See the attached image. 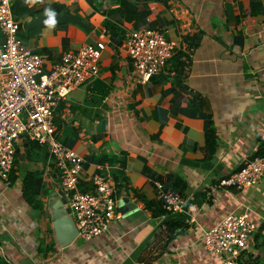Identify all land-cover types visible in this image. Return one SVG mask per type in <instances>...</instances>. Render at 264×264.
<instances>
[{
    "label": "crops",
    "instance_id": "crops-1",
    "mask_svg": "<svg viewBox=\"0 0 264 264\" xmlns=\"http://www.w3.org/2000/svg\"><path fill=\"white\" fill-rule=\"evenodd\" d=\"M20 1L43 13L53 3L64 5L90 27L28 30L34 16L13 15L22 43L45 68L83 44H106L97 74L58 103L54 122L55 137L83 159L80 184L92 186L98 165L111 177L116 215L100 236L59 248L47 206L50 194L62 198L57 169L44 146L20 138L15 179H0V264H219L221 256L206 252L203 233L226 215L243 213L259 229L240 264H264V177L242 190L217 185L264 144V0H129L148 10L139 28L159 30L173 46L146 82L120 39L136 30L137 18L125 10L109 14L120 8L115 0ZM180 52L188 57L185 67ZM103 118L106 131L98 132ZM206 126L216 137L211 147ZM26 172L41 179L33 186L34 204L22 194ZM151 174L184 182L181 213L152 216L145 201L159 197ZM173 223L171 233L165 226Z\"/></svg>",
    "mask_w": 264,
    "mask_h": 264
},
{
    "label": "built area",
    "instance_id": "built-area-1",
    "mask_svg": "<svg viewBox=\"0 0 264 264\" xmlns=\"http://www.w3.org/2000/svg\"><path fill=\"white\" fill-rule=\"evenodd\" d=\"M11 6V0H0V179L9 177L20 138L44 146L57 169L59 192L78 229L77 237L90 241L106 232L116 215L114 184L98 165V172L91 177L93 190L80 191L83 159L55 137L54 112L70 91L97 74L106 44H83L64 52L55 64L45 68L41 56L22 43ZM122 46L142 82L158 74L173 54L172 43L151 27L128 32ZM263 177L264 156H259L221 178L217 185L242 190L256 186ZM155 187L167 212L183 211L180 193L165 190L159 181ZM258 229L247 214H228L204 231L203 246L209 254L221 256L219 264H240Z\"/></svg>",
    "mask_w": 264,
    "mask_h": 264
},
{
    "label": "trees",
    "instance_id": "trees-1",
    "mask_svg": "<svg viewBox=\"0 0 264 264\" xmlns=\"http://www.w3.org/2000/svg\"><path fill=\"white\" fill-rule=\"evenodd\" d=\"M115 1L118 3L120 8L116 9V10H112L108 13L110 14L111 12H119L121 10H125L127 13L131 14L134 18L135 17L137 18V19H135L136 20L135 28L138 29L142 25V21H143L144 17H146L148 15V10L146 8H142V7H139L138 5L133 4L129 0H115ZM11 9H12L13 15L16 17L22 16V15L35 16L38 12H40L39 10H33L31 8H28L20 0H15L12 3ZM48 10H51L53 13L58 14L62 11H67V8L64 5H61L58 3H53L50 5ZM104 24L106 25L107 28H109L110 31L113 32V30H114V32L117 34V31H115V30H117V26L115 24H111L109 21H107V19L104 20ZM115 33H113L112 35L115 36L116 35ZM122 38L124 39V36H121L120 39L122 40ZM120 44H121V42L119 43V45ZM195 45H197V40L194 43L193 47ZM178 55L184 56V63H182V66L185 67L188 63L187 55L183 54L182 52H180ZM207 127L208 126H206L205 131H204L205 144H206V146L211 147L216 143V137H215L213 131L211 129H208ZM26 144H29L31 147L32 146L43 147V146H41V145L37 144L36 142L31 141V140H27L24 143V145H26ZM17 152H18V149L15 150V155L17 154ZM15 155H14V158H15ZM259 156H264V144L263 143L260 144L258 146V148L247 159L252 160L255 157H259ZM246 162L247 161H244L243 163H241L236 168V170L240 169L243 165H245ZM14 163H15V159L13 160V166H12V169H11V172L9 175V177H11L12 181L15 179ZM120 165L124 166L123 160L120 163ZM37 174H38V172H26L24 177H23V180H22V194H23L25 200L28 201L30 204H34L36 202L34 191H33V186L37 181L41 180L37 176ZM150 178H151V181L161 182L163 184L165 190L177 191L178 193H180L183 196V192L185 190V184L179 178L168 177L166 179H163L161 176H154V174H151ZM35 180H37V181H35ZM79 189H80V191L87 192V191L93 190V186L90 187L86 184L83 185V184L79 183ZM61 200L69 212V209H68L67 205L65 204L63 198H61ZM145 206L151 210L153 217H159L161 215H165L167 213H170V212H167L162 207V201L160 199L145 201ZM177 226H178V224L173 223V224L166 225L165 229H167L171 233H173ZM261 227H262V225H261ZM256 238H257V236H255L254 239L256 240ZM259 246L262 248V250L264 252V241H262L261 244H259ZM260 262H261L260 260L255 259V261L251 264H260ZM261 264H263V263H261Z\"/></svg>",
    "mask_w": 264,
    "mask_h": 264
},
{
    "label": "water",
    "instance_id": "water-1",
    "mask_svg": "<svg viewBox=\"0 0 264 264\" xmlns=\"http://www.w3.org/2000/svg\"><path fill=\"white\" fill-rule=\"evenodd\" d=\"M48 18L49 17L46 16L45 13L38 12L29 20L26 28L29 30L48 26L45 24V21ZM55 21V24L70 23L78 26L86 32L90 31V27L83 20L68 13L67 11L55 14ZM106 121L107 118H103L97 123L96 128L98 132L106 131ZM47 206L51 213L55 243L59 248L71 245L78 239V229L72 215L68 212L64 203L56 193L50 194Z\"/></svg>",
    "mask_w": 264,
    "mask_h": 264
},
{
    "label": "clouds",
    "instance_id": "clouds-1",
    "mask_svg": "<svg viewBox=\"0 0 264 264\" xmlns=\"http://www.w3.org/2000/svg\"><path fill=\"white\" fill-rule=\"evenodd\" d=\"M46 16L49 18L45 21V24L48 25L49 27H54L55 26V13H53L51 10H46L45 12Z\"/></svg>",
    "mask_w": 264,
    "mask_h": 264
},
{
    "label": "rangeland",
    "instance_id": "rangeland-1",
    "mask_svg": "<svg viewBox=\"0 0 264 264\" xmlns=\"http://www.w3.org/2000/svg\"><path fill=\"white\" fill-rule=\"evenodd\" d=\"M242 264H247L246 261H245V259L242 260ZM248 264H250V263H248Z\"/></svg>",
    "mask_w": 264,
    "mask_h": 264
}]
</instances>
